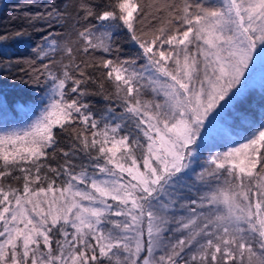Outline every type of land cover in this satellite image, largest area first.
I'll return each mask as SVG.
<instances>
[{
  "label": "snow or ice",
  "instance_id": "snow-or-ice-1",
  "mask_svg": "<svg viewBox=\"0 0 264 264\" xmlns=\"http://www.w3.org/2000/svg\"><path fill=\"white\" fill-rule=\"evenodd\" d=\"M47 20L64 32L29 62L47 90L0 125V264H264V122L199 163L264 67V0H76Z\"/></svg>",
  "mask_w": 264,
  "mask_h": 264
},
{
  "label": "trees",
  "instance_id": "trees-1",
  "mask_svg": "<svg viewBox=\"0 0 264 264\" xmlns=\"http://www.w3.org/2000/svg\"><path fill=\"white\" fill-rule=\"evenodd\" d=\"M95 2L101 3L102 0ZM75 4L76 0H0V37H7L5 40H0V103L5 107L2 106L0 109V121L5 122L7 117H19L23 114L19 109L20 105L39 100L43 92L44 78L41 77L39 83L31 79L32 70L29 62H35V67H39L41 59L36 55L37 45H40L50 33L64 30L54 21L49 23L47 12L57 9L68 10L74 14ZM38 13H43L46 18L37 19ZM17 32H23L25 35L17 36ZM114 39L115 46L120 50L118 53L120 59H135L138 63H143L138 56L140 51L138 45L129 38L126 31H119ZM253 77L252 73L251 78ZM102 82L103 91L98 85L89 86L92 94L86 98V102L93 106V111L103 110L108 104L105 96L111 92V85L107 81ZM255 88L251 87L250 82L244 96L217 121V126L223 124L222 128L214 126L210 129V131L215 130L211 135L209 134L210 137L208 136L205 144L213 145L205 148L201 144L200 164H205L209 152L225 145L226 137L237 138L247 134L244 125L259 124L264 120V82L261 83V97L258 96L259 89ZM60 139L63 147L67 139L66 134L61 133ZM197 170L199 172L201 169L197 167Z\"/></svg>",
  "mask_w": 264,
  "mask_h": 264
},
{
  "label": "rangeland",
  "instance_id": "rangeland-1",
  "mask_svg": "<svg viewBox=\"0 0 264 264\" xmlns=\"http://www.w3.org/2000/svg\"><path fill=\"white\" fill-rule=\"evenodd\" d=\"M67 12L68 13H71L70 11H68L67 10ZM63 32H64V30L63 31H60V32H58V33H54V34H51V36L49 35L48 36V38L49 39H51V38H55V37H58V36H60V35H62L63 34ZM43 42H44V40L41 42V44H43ZM253 74H254V77L253 78H251V87L253 88V87H256L255 89H259V91H258V96H260L261 97V92H260V88H261V83L262 82H264V67H262V66H260L259 64L256 66V68H255V70H254V72H253ZM47 89H46V85H45V83H44V86H43V92H42V95L44 94V92L46 91ZM41 95V96H42ZM263 96V95H262ZM148 98H150V97H148ZM2 104L0 103V109L2 108ZM3 108H5L4 106H3ZM25 122V120H24V113L23 114H21L19 117H14V118H12V117H7V119H6V121L5 122H3V121H0V125H4V126H6V127H18V126H21V125H23V123ZM262 122H264V120L262 121ZM3 123V124H2ZM221 125H223V124H221ZM217 126V123L215 124V126H216V128L218 127L219 129L220 128H222V126ZM215 129H213V130H209L208 131V133H207V138H208V136L210 137V135L213 133V131H214ZM210 134V135H209ZM247 134H244V135H242V136H240V137H233V136H230V137H226V141H225V145L223 144L222 146H219L218 147V149H216V150H214V151H211V152H209V154L210 153H215V152H223V151H226V150H228V149H230V148H232V147H236V146H238L240 143H243L244 142V137L246 136ZM220 140H223V139H220ZM211 142V141H210ZM206 143V141L204 142V143H202V145H204L205 146V148H208L209 146H211V145H213V144H210V145H207V144H205ZM201 145V146H202ZM196 171L198 172V170L196 169ZM190 183H191V180H190ZM193 189V190H192ZM189 195L191 196V199H196V197H197V195H198V193H197V191H196V188H191V192L189 193ZM198 211H199V209H198ZM187 215V212L185 211V212H179L178 213V216H186ZM172 228L174 229V231L172 232V233H167V234H165L166 236H171L173 239H177V238H179V236L181 235V233L179 232V231H175V229L177 228V226L176 225H172ZM144 254H146V253H144ZM144 254H142V255H144ZM161 253L160 252H157V255H160Z\"/></svg>",
  "mask_w": 264,
  "mask_h": 264
}]
</instances>
